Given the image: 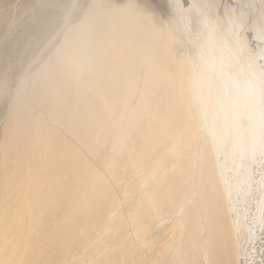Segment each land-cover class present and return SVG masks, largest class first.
Masks as SVG:
<instances>
[{
  "label": "rangeland",
  "instance_id": "1",
  "mask_svg": "<svg viewBox=\"0 0 264 264\" xmlns=\"http://www.w3.org/2000/svg\"><path fill=\"white\" fill-rule=\"evenodd\" d=\"M97 1L130 2L174 59L192 68L220 56L229 74L254 76L264 98L256 55L264 45V0H0V246L14 255L7 252L5 264H187L190 212L211 196L207 167L216 175L224 223L233 225L232 264H264V207L257 212L263 156L237 168L229 139L216 155L214 142L201 145L204 128L193 105L159 108L164 94L124 117L118 91L109 88L107 116L86 119L78 78L64 77L60 50L79 45L77 26ZM56 93L67 95L59 108ZM59 153L65 164L73 156L80 169L74 177L65 167L54 174L49 165ZM29 211L37 219L28 221Z\"/></svg>",
  "mask_w": 264,
  "mask_h": 264
},
{
  "label": "bare ground",
  "instance_id": "2",
  "mask_svg": "<svg viewBox=\"0 0 264 264\" xmlns=\"http://www.w3.org/2000/svg\"><path fill=\"white\" fill-rule=\"evenodd\" d=\"M145 20L146 23L134 13L133 4L130 2L114 6L108 2L97 1L96 6L84 15L80 26H77L79 45L74 43L72 49L65 46L60 50V58L63 60L60 62L66 61L68 66L64 77L78 78V87L82 89L79 96L83 99L86 119L97 121L100 117L107 116L109 101H114L108 93L109 88L118 91L120 114L124 117L140 106L147 108L152 101L151 95L158 98L164 94L166 96L162 105H158L159 108H164L171 101L176 105H193L204 128L202 134L200 133L205 137L200 139L203 142L201 145H206V141L214 142L216 155L217 149L229 139L228 153L236 156L237 168L241 166V160L249 156L260 154L264 157V98L258 80L241 72L240 78L229 74L220 56L208 55L201 59L199 64L189 67L188 63L182 59H174L168 53L169 45L162 39L160 31H156L148 16ZM66 21L67 17L64 22ZM256 51L264 71V45L261 44ZM120 76L125 82L124 85L120 82ZM134 94H140L136 101L133 100ZM66 97V94L59 93L54 99L55 108H59V104L66 101ZM185 106L181 105L180 109L183 111ZM157 118L158 124L163 121V116L159 115ZM120 119L122 120L121 117ZM156 134L158 138L162 135L160 127L157 128ZM55 148L60 150L59 146ZM204 153L207 155V152ZM65 159L64 155L59 153L49 166L53 168L54 174H62L65 167L68 178L74 177L80 169L76 168L73 156L67 164ZM44 164L49 168L48 163L44 161ZM210 168L204 169L207 170L204 173L209 174L212 190L208 193H211V196L207 194L210 196L208 199L197 201L199 204L196 210L190 212L188 220L187 264H214L215 260H218L219 264H232L230 235L233 225L229 227L224 223L222 215L225 212L221 207V197L217 194L216 175L213 174L214 169L211 171ZM246 171L245 178L242 179L245 183L248 179ZM203 189L202 191H206ZM263 207L264 195L257 206V212L260 213ZM33 214L30 213L32 219L28 221L37 219ZM37 233L39 234V231ZM4 245L0 246V264L8 263L11 259L7 252L11 257L14 256Z\"/></svg>",
  "mask_w": 264,
  "mask_h": 264
},
{
  "label": "water",
  "instance_id": "3",
  "mask_svg": "<svg viewBox=\"0 0 264 264\" xmlns=\"http://www.w3.org/2000/svg\"><path fill=\"white\" fill-rule=\"evenodd\" d=\"M246 35L248 38H250L252 36V34L250 32H247Z\"/></svg>",
  "mask_w": 264,
  "mask_h": 264
}]
</instances>
